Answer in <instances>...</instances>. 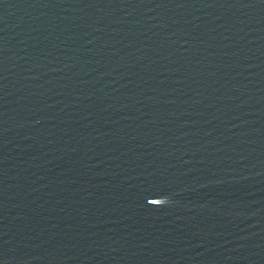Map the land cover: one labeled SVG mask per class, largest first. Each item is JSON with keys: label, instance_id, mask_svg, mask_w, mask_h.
Instances as JSON below:
<instances>
[{"label": "water", "instance_id": "obj_1", "mask_svg": "<svg viewBox=\"0 0 264 264\" xmlns=\"http://www.w3.org/2000/svg\"><path fill=\"white\" fill-rule=\"evenodd\" d=\"M0 264H264V0H0Z\"/></svg>", "mask_w": 264, "mask_h": 264}]
</instances>
